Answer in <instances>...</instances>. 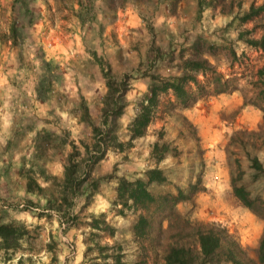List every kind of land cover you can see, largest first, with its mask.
I'll return each mask as SVG.
<instances>
[{
    "label": "trees",
    "instance_id": "obj_1",
    "mask_svg": "<svg viewBox=\"0 0 264 264\" xmlns=\"http://www.w3.org/2000/svg\"><path fill=\"white\" fill-rule=\"evenodd\" d=\"M41 1L49 14L42 21H55L57 17L69 13L66 18H70V31L83 37V41L86 39L83 30L92 27L96 21H93L97 14L96 11L93 12L95 0ZM197 1L201 5V0ZM7 2L8 4L0 7V49L7 45L16 49L14 56L21 62L18 63L19 66L26 70V75L35 77L30 92L33 102L53 99L57 101L60 94L53 93V86L59 83V78L54 79L55 83L49 80L48 86L44 84L46 75L60 72L57 60L47 57L40 46L31 50L33 56L29 52H22L30 40L28 28L34 25L40 14L42 15L35 13L36 0ZM1 13L7 15V26L1 24ZM218 29L221 34L215 36L216 40L210 41L202 34H197L189 44L183 43L176 52L161 51L157 46L151 48L153 56L146 70L140 73L150 79L149 84L135 103V112L126 124L124 135L118 133L117 122L125 113L126 94L130 89L129 82L133 73L113 72L107 57L97 54L95 49L86 48L104 80L105 91L98 97L100 120L94 122L89 113L90 102L81 96L73 114L78 116L82 125L89 127L90 142H80L81 152L70 142V151L65 156L61 179L58 180L55 175L45 177L54 180L55 192L48 193L32 178L26 182L27 191L37 197L36 200L32 198L28 202L37 206L40 196H44L43 209L49 210L35 212L36 216H45L49 221L48 239L45 244L47 252H53L63 244L58 230L65 234L70 227H79L81 220L77 222L78 214L73 210L76 200L82 199L79 211L86 208L90 200L99 195L104 196L100 185L113 180L114 190L106 197L110 208L115 215L130 217L132 221L128 238L116 244L114 250L113 245L99 243L98 232H105L112 237L115 227L108 223L103 210H94L90 215V220L85 224L90 228V234L95 236L93 244L97 246L103 261L112 257V264H122L123 253L120 251L124 243H129L135 246L128 251L139 255V260H135L133 264H146L151 253L159 264H264V225L254 249L255 258L252 259L245 256L244 247L235 232H230L220 222L205 221L192 215L196 194L205 190L201 180L202 159H199L198 168L192 169L195 174L193 177L184 176L183 173L176 177L168 175L159 163L167 158L172 147L165 140L159 142L163 136L160 132L161 135L150 143L145 165L140 166V170L130 171L122 167L124 161L132 159L128 149L133 147L135 140L145 135L162 107L163 96H171L166 101L168 112L170 108H187L199 99L237 91L243 98V106L253 105L261 111L262 122L256 129L237 128L229 135L225 147L228 158L229 200L233 205L250 211L256 218L264 221V60H258L264 58V1L258 4L250 3L244 11L228 17ZM230 31H234V36H229ZM96 38H101V32L97 33ZM240 45L258 52L257 61H249L244 50L238 48ZM221 57L223 64L226 62L228 68L225 71L215 64ZM61 58L63 55L58 59ZM157 61H164L165 65L175 68V73L159 74L155 69ZM14 83L18 85L19 82L15 79ZM49 111L52 115L59 116L56 111ZM68 115L71 123V112ZM184 124L191 130L193 140L198 142L195 127L187 122ZM43 131H46L43 140L47 147L55 141L61 142L60 147L64 148L68 130L57 135L52 131V127L48 126L43 128ZM175 151L176 149L172 155L176 157L178 152ZM109 152L118 153L119 158L112 160L109 171H97L96 166L107 160ZM8 166L10 164L1 166L3 174L8 171ZM179 204L190 206L181 210ZM51 211H55L57 215H53ZM28 236L29 230L24 222L7 220L0 213L1 264H32L30 255L15 256L21 246V240L27 239ZM83 259L84 257L82 261ZM13 260L14 262H11Z\"/></svg>",
    "mask_w": 264,
    "mask_h": 264
},
{
    "label": "rangeland",
    "instance_id": "obj_2",
    "mask_svg": "<svg viewBox=\"0 0 264 264\" xmlns=\"http://www.w3.org/2000/svg\"><path fill=\"white\" fill-rule=\"evenodd\" d=\"M262 1L264 0H210V2L201 0L200 5L197 0H124L123 2L110 0L109 3L104 0H95L93 12L96 11L97 14L93 21H96L94 23L92 21L94 24L92 27L83 30L86 38L83 41V37L72 34L68 27L70 18L66 17L69 13L57 17L55 21L50 19L49 22L42 21L49 14L45 11L43 2L36 0L35 13H42V15L40 14L34 25L28 28L30 40L27 41L25 50L21 46L19 48L23 50V54H29L31 50L40 46L47 57L57 60L61 68L60 72L46 75L44 84L48 86L49 80L55 83L59 78V83L53 86L55 89L53 93H58L60 96L58 95L57 101L54 99L37 100L35 107L37 120L32 119L34 123L29 127L30 129L26 124V138H24L26 134L21 124L19 129L14 130L23 143L27 144V149L24 152L12 153L11 146L8 144L2 146V141H8L10 135H0V179L2 175L10 173L8 170L3 174L1 166L13 164L12 158L16 159V164L20 166L18 176L12 179H19L14 185L6 187L0 183V213L7 220L24 222L29 230V236L27 239L21 240V246L15 256L30 255L32 264H105V262L112 264V257L103 261L104 259L98 254L99 250L93 244L95 236L90 234V228L85 224L90 220V215L94 210H103L108 223L115 227L112 237L106 235L105 232H98L100 244L113 245L116 250V244L128 238L132 219L115 215L106 199L114 190L113 180L100 185L104 196L99 195L94 199L95 201L90 200V204L86 208L79 211L82 199L76 200L73 210L78 214L77 222L81 220L79 227H70L65 234L58 230L63 244L50 253L45 250L50 226L48 218L35 215V212H49V210L43 209L44 196H40L41 199L39 198L40 202L36 204L37 206L28 202L29 199L36 200L37 197L27 191V180L32 178L48 193L55 192L54 180L52 181L50 177L45 179V177L52 174L58 180L61 179L65 156L70 151V142L77 146L79 152L82 151L81 141L90 142L89 127L82 125L78 116L73 114L76 109L75 105L81 96L90 102L89 113L94 122L100 120L98 97L105 91L104 80L98 67L93 64L86 48L95 49L97 54L107 57L113 72L118 74L124 71L133 73L129 82L130 89L126 94L125 113L117 122L118 133L124 135L126 124L135 112V103L141 98L149 84L150 79L140 73L146 70L148 62L153 56L151 48L157 46L161 51L170 53L175 50L176 52L183 43L189 44L197 34H202L210 41L216 40L215 36L221 34L218 28L224 25L228 17L244 11L252 2L258 4ZM6 4H8L7 0H0V7ZM5 14L1 13V24L4 23L7 26L8 18ZM98 32H101L100 39L96 38ZM37 33H42L47 41L37 39ZM234 34V31L229 32V36H234ZM238 48L244 50L249 61H257L258 52L242 45ZM60 55H63V58L59 60ZM31 56L33 55L31 54ZM210 59L214 61L213 58ZM258 60L263 61L264 58L261 57ZM222 61V57L218 58L215 64L225 71L228 68H226V62L223 64ZM155 66L156 71L161 75H170L176 71L175 68L165 65L164 61H157ZM55 78L56 80H54ZM34 79L35 77L31 75V82ZM27 87L26 84L19 89L21 98L26 97ZM168 98L171 96L162 97V107L156 113L155 119L147 128L145 135L141 139L135 140L133 147L128 149L132 159L124 161L122 167L130 171L140 170V166L145 165L150 143L161 135L160 132L163 136L159 142L165 140L172 147L167 158L159 163L168 175L176 177L183 173L184 176L193 177L195 174L192 169L196 167V170L199 159H202L201 180L205 190L196 194L192 215L205 221L220 222L230 232H235L244 247L245 256L254 259V249L263 229L264 221L256 218L250 211L233 205L229 200L228 158L225 147L229 135L234 129L242 127L256 129L262 122L261 111L253 105L243 106V98L237 91L199 99L187 108L175 107L166 112ZM22 100L24 99L22 98ZM50 109L59 113V116L52 115ZM70 112L72 114L71 123H69L68 115ZM53 119H56L55 122ZM185 122L195 127L198 142L193 140L191 130L184 124ZM45 126L52 127V131L57 135L69 131H67L68 136L65 138L64 148L61 149V142L56 143L55 141L47 147L43 140L46 131L42 132ZM65 127L66 129H64ZM49 148H51L50 151ZM174 148L175 152H178L176 157L172 155ZM117 157L119 158L118 153L109 152L107 160L96 166L97 171H109L112 160ZM49 164H54L52 169L45 167ZM40 168L45 169L47 175ZM189 206L190 204H187L186 207L182 204L178 205L181 210L187 209ZM51 213L57 215L55 211H51ZM134 246L124 243L123 249L120 251L123 253L122 264H133L135 260H139L138 254L128 251ZM82 257H84L83 261ZM146 264L159 263L155 261L151 253Z\"/></svg>",
    "mask_w": 264,
    "mask_h": 264
},
{
    "label": "crops",
    "instance_id": "obj_3",
    "mask_svg": "<svg viewBox=\"0 0 264 264\" xmlns=\"http://www.w3.org/2000/svg\"><path fill=\"white\" fill-rule=\"evenodd\" d=\"M42 33H37V39H39L40 41H47L46 37L42 36ZM15 51L16 49H11L8 45L6 47H3V49H0V135H10L8 136L10 137V139L7 138L9 139L8 141H2V146L8 144L11 146V150H13L12 153H22L27 149V144L23 143L20 136L14 133V130L19 129V126L21 124V127L24 128L26 134V136L23 137L26 138V124L28 125V129H30L29 127L34 123L33 120H37V113L35 110L36 102H33V99L30 98L32 87L31 85L33 84V82H31V75H26V70L23 67L19 66L18 60L14 56ZM14 78L19 82L18 85L14 83ZM26 84L28 85V92L26 97H22L24 99L22 100L19 95V89ZM48 150L50 151L51 148H49ZM12 160L13 164L8 166V170L10 173H8V175L5 174L7 176L2 175L0 179V183L2 186L4 185L6 187H9L10 185H14L17 182L18 178L16 180L12 179L18 176L20 166L16 164V159L12 158ZM53 165L54 164H49V166L45 167H47L48 169H52ZM40 169L46 172L45 169ZM12 173L13 175H11Z\"/></svg>",
    "mask_w": 264,
    "mask_h": 264
}]
</instances>
